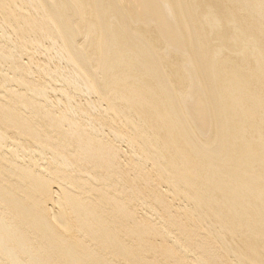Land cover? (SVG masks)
Returning <instances> with one entry per match:
<instances>
[{
  "label": "bare ground",
  "instance_id": "6f19581e",
  "mask_svg": "<svg viewBox=\"0 0 264 264\" xmlns=\"http://www.w3.org/2000/svg\"><path fill=\"white\" fill-rule=\"evenodd\" d=\"M0 264H264V0H0Z\"/></svg>",
  "mask_w": 264,
  "mask_h": 264
}]
</instances>
